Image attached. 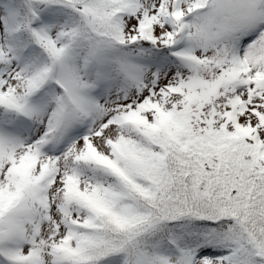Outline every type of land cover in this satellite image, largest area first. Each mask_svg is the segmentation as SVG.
<instances>
[{"label":"snow or ice","instance_id":"snow-or-ice-1","mask_svg":"<svg viewBox=\"0 0 264 264\" xmlns=\"http://www.w3.org/2000/svg\"><path fill=\"white\" fill-rule=\"evenodd\" d=\"M0 264H264V0H0Z\"/></svg>","mask_w":264,"mask_h":264}]
</instances>
